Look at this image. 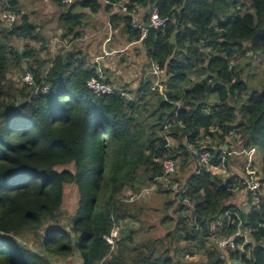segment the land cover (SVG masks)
<instances>
[{"label":"trees","instance_id":"trees-1","mask_svg":"<svg viewBox=\"0 0 264 264\" xmlns=\"http://www.w3.org/2000/svg\"><path fill=\"white\" fill-rule=\"evenodd\" d=\"M53 1L64 8L59 23L62 37L70 41L82 37L87 16L108 13L114 29L129 43L140 41L150 62L166 69V97L152 89L150 80L142 81L134 95L96 94L88 80L98 73L82 51L53 55L42 27L23 12L19 0H0V13L19 15L12 28L0 20V264H54L18 239L31 231L36 238L42 234L41 245L49 253L70 257L78 252L80 259H72L83 264H264V197L256 203L249 192V210L240 208L235 202L244 188L240 175L214 174L197 155L209 150L215 166L227 165L229 156L223 161L216 148L230 146L233 134L244 138L246 148L255 146L264 154V87L250 89L231 62L247 50L264 54V0ZM121 3L126 12L118 9ZM155 8L170 21L142 38L133 14L148 25ZM18 39L27 42L22 50L13 45ZM17 68L30 71L49 91L19 87L9 77ZM211 95L217 100L209 104ZM167 124L175 141L171 146L162 135ZM167 156L180 159L182 170L197 163L177 192L165 186L162 165L155 161ZM70 164L74 169L65 167ZM141 176L146 183H161L159 192L175 193L164 204L163 222L174 225L190 259L180 247L172 254L164 239L137 243L134 231H126L135 214L132 195L125 192H139ZM171 181L178 182L175 175ZM67 184L79 191L70 229L61 219ZM189 201L193 212L184 216L181 210ZM172 208L176 219L168 214ZM115 224L121 232L112 250ZM239 227L248 231V241L239 238L243 249H228L233 261H226L215 240Z\"/></svg>","mask_w":264,"mask_h":264},{"label":"rangeland","instance_id":"rangeland-1","mask_svg":"<svg viewBox=\"0 0 264 264\" xmlns=\"http://www.w3.org/2000/svg\"><path fill=\"white\" fill-rule=\"evenodd\" d=\"M25 2L26 3L23 5L26 7L27 14L30 17L32 16V18L35 19L34 22L37 24L38 21L41 23L44 21L43 13L45 9H47V4L51 3L55 5V3H52L51 1L48 2L45 0H42L39 4H35L37 2L35 0L32 1L34 4L31 3L30 0H25ZM85 11L90 13L89 9H85ZM241 13L244 14L245 11H242ZM36 14L41 15V18L37 19V17L34 16ZM53 22L55 21H52V23ZM86 22L88 25L82 28V37L71 41V43L70 38H66V40H63L64 43L59 47L60 51L71 50L73 48L79 51L81 49L86 63L94 66L96 71L101 74L100 76L104 81L113 86H121L120 89L127 91L128 95H134V92H136L142 81H146L147 79H150L151 83L153 82L154 85L156 84L155 81L159 80L162 90L166 93V69L161 67L162 71H160L158 75L153 72L154 63L152 64V62H150V59L147 56L146 51H144L140 41L129 43L128 39L120 32V30L113 28L112 23L109 20V14L104 11H101L95 17L87 16ZM3 23L1 24L4 26ZM26 43L27 42L22 39L13 41L14 47L19 50H22ZM110 47L114 49V52H109ZM44 54L48 55L47 52ZM242 54L243 53H240L236 59H233L231 61L232 64L236 65L238 70L241 71V75L243 79L247 81L250 89L261 90L264 87V54L251 53L248 50L245 51L246 56H242ZM15 70L16 71L9 74V77H12V80L15 81L19 87H22V85L25 84L22 80L24 72L20 68ZM145 75L147 78H145ZM37 87L39 86L36 84L34 87L35 92L37 91ZM124 87L127 89L125 90ZM244 96L245 98L248 97L246 93ZM216 100V95H211L207 98L209 104L214 103ZM171 133L172 130L165 129L162 132V135L168 138L170 143H173L174 139L172 138ZM239 139L240 135L233 134L228 138L231 146L228 145L227 149H224L221 146L219 147L221 149L223 148V155H226L227 152H229L230 157L228 158V164L226 165V162H222L220 165L212 166L210 169L214 174H219L225 178H228L230 175H240V177L245 176L247 175V168L255 170L256 176L261 179L262 184L260 190L256 193H252L255 196L254 202L257 203L259 198L264 197V173L262 171L264 154L263 151L259 150L255 146L253 149H245L244 138L243 140ZM207 143L216 145V140L214 141L213 139H208ZM196 164L197 163L195 162L186 169L182 170L180 167V159H177L178 170L175 177L178 182H175L173 186L174 191L177 192L179 189L182 190L179 187H182V184L186 181L191 172L195 171ZM243 166H246L247 168L245 167L243 169ZM65 167L74 169L73 164ZM20 178H22V176L17 178L18 183L21 182ZM146 181L148 180L141 176L139 182L136 184V187H141L140 191L134 192L133 189H128L130 191L125 192L128 198L132 195L133 199L129 204H131L132 211L135 214V217L130 220L126 231L128 233L132 230L134 231L133 233L135 234L134 237L136 238L137 243L146 242L150 239H164L165 242L171 246L172 254L177 247H180L182 248V252L185 254L184 259H190V256L187 255L188 249L185 248L186 242L177 239L178 235L175 232L174 225L170 222H163V217L165 215L164 204L169 198L173 199L175 197V193H161L158 191V187L162 185L161 183L157 180V182L153 183H146ZM165 186H168V184H165ZM65 188L64 201L61 207V219L62 225L70 229L71 217L75 214L78 206L79 191L77 186L74 184H67ZM151 188L153 190H151ZM248 194L249 192L243 188L237 192L235 198V202L241 207H246V210H249L250 208L245 201ZM191 205L192 202L190 201L184 205V208L181 210V213L184 216H188L193 212ZM168 214L173 215V217H175L174 219H176L178 215L174 208L170 209ZM245 233L249 238L247 230ZM167 234L170 235L169 239L166 238ZM41 235L39 238H36L35 234L31 231L29 233H22L18 239L30 248L45 253L49 258H51L54 264L60 263L67 258L80 259V254L78 252H75L74 255L70 257L59 256L53 252L49 253L41 245V241L43 240ZM206 245L207 249H211L213 247L211 240H207ZM241 246L242 244L240 243V249L243 248ZM203 250L204 249H202L201 252ZM225 259L226 261L231 260L230 258Z\"/></svg>","mask_w":264,"mask_h":264},{"label":"built area","instance_id":"built-area-1","mask_svg":"<svg viewBox=\"0 0 264 264\" xmlns=\"http://www.w3.org/2000/svg\"><path fill=\"white\" fill-rule=\"evenodd\" d=\"M63 4L65 5H70L72 4L74 1L76 0H61ZM119 10H121L122 12H126L128 10V7L125 3H121V6H119L118 8ZM19 15H17L16 13L12 12V11H3L0 13V20L2 22H4V24L7 27H12L18 20ZM133 21H134V25L137 28H141L143 30V36L142 38H144L149 29L153 28V29H159V28H164L167 26V24L170 21V17L169 16H161L159 13V10L157 8H155L150 14H149V23L148 25L144 24L142 21V18L140 16V14H133ZM154 63V64H153ZM153 72L158 75L160 71H162V68L160 67V65L156 62H153ZM98 73V72H97ZM101 74L98 73V76H93L91 79L88 80V86L90 89L93 90V92H95L96 94H114V93H120L121 95H125L128 96V93L126 91H123V89H120L118 86H113L109 83H107L106 81H104L101 76ZM22 80L25 84L31 85V86H36V81L34 78V75L30 72L27 71L24 73ZM155 85L152 82V89L156 90L158 89L160 91L161 94H163L166 97L165 92L162 90V86L160 85V81L156 80L155 81ZM159 85V86H158ZM161 87V89H160ZM36 93L38 92H48V86L47 85H42L37 87L36 89ZM162 90V91H161ZM169 130L168 124L165 125L164 130ZM167 139V145L166 146H171L173 143L169 142V139ZM224 148V147H223ZM223 148H216L219 151H222V160H225L226 156L230 157L229 152H227L226 155H223ZM225 149V148H224ZM247 150H249L248 148H245ZM250 149H253V147H251ZM197 155L199 157V164L201 166L206 165L208 166V170H211L210 168L212 166H215L211 161H212V155L211 152L209 150H201L199 152H197ZM223 160V161H224ZM155 161L160 163L162 165L163 168V176L161 178V180L168 185H173L175 184L174 181H171V178L173 180L174 175L176 174L177 170H178V165H177V160L170 158L169 156L160 159V158H155ZM247 168V167H246ZM247 175L245 176H241V185L244 187V189H246L248 192L252 193H256L258 190H260L261 188V179H259L256 176V171L255 170H251L250 168H247ZM254 171V172H253ZM158 179V178H157ZM172 182V183H171ZM171 183V184H170ZM172 186V187H173ZM181 188V187H179ZM174 189V188H173ZM151 190H153L151 188ZM133 198L130 199V201ZM246 230H244L242 227H239L238 230L229 236L226 237H220L218 239L215 240V243L217 245V247L220 249L221 251V257L222 258H227L226 256V251L228 249L235 251L237 249L240 248V243L237 241L239 238H244V243H246L248 241V237L245 233ZM120 233V225L115 224L113 229H112V233H111V237H112V250H115L117 248V244L115 241V238L118 236V234ZM244 245L242 244L241 247H243ZM243 249V248H242ZM57 264H83V262L81 260H75L72 258H67L63 261H61L60 263Z\"/></svg>","mask_w":264,"mask_h":264},{"label":"crops","instance_id":"crops-1","mask_svg":"<svg viewBox=\"0 0 264 264\" xmlns=\"http://www.w3.org/2000/svg\"><path fill=\"white\" fill-rule=\"evenodd\" d=\"M33 0H30L31 3ZM37 1L35 4H39L42 2V0H35ZM44 1V0H43ZM45 1H51L52 3H55V5L51 4V3H48L47 4V9H45L44 13H43V18H44V21L41 23L38 21V25H40L42 27V32H43V36L45 38V40L47 39L48 41V46L49 49H50V52L53 54V55H57L58 53H66L67 51L69 50H66V51H60L59 50V47L61 46V44H63V40H66V38L62 37V28L60 27V23H59V19H60V16L61 14L63 13V10L64 8L60 5H58L55 1L53 0H45ZM20 4L23 6V12L27 13L26 12V7L23 5L25 4V0H19ZM34 4V3H33ZM35 17H37V19L41 18V15H34ZM95 17V15H93ZM30 19L34 22L35 19L32 18V16L30 17ZM52 21H55L52 23ZM52 23V24H51ZM49 34H52V35H49ZM68 40V39H67ZM69 41V40H68ZM33 43V42H32ZM71 43V41H70ZM71 45V44H70ZM81 51V49L79 50ZM109 52H114V49L113 48H109ZM13 71H16V70H13ZM146 76V75H145ZM144 76V77H145ZM147 78V76L145 77ZM144 78V79H145ZM147 80H150V79H147ZM135 86V85H134ZM138 86V85H137ZM121 87V86H120ZM119 87V88H120ZM125 88V87H124ZM127 88H125L126 90ZM227 145V144H224L223 147ZM231 146V145H230ZM216 147V146H214ZM218 148V147H217ZM225 148V147H224ZM227 148H228V145H227ZM225 148V149H227ZM246 166H243V169L245 168ZM127 191H130V190H127ZM249 196V195H248ZM248 198V197H247ZM247 198L245 199V201L247 202ZM240 208L246 210L244 208V206H240Z\"/></svg>","mask_w":264,"mask_h":264},{"label":"water","instance_id":"water-1","mask_svg":"<svg viewBox=\"0 0 264 264\" xmlns=\"http://www.w3.org/2000/svg\"><path fill=\"white\" fill-rule=\"evenodd\" d=\"M225 148H227V145L224 146ZM216 151L218 152V150L216 149Z\"/></svg>","mask_w":264,"mask_h":264}]
</instances>
